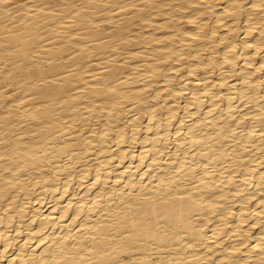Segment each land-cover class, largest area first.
<instances>
[{
  "label": "bare ground",
  "instance_id": "bare-ground-1",
  "mask_svg": "<svg viewBox=\"0 0 264 264\" xmlns=\"http://www.w3.org/2000/svg\"><path fill=\"white\" fill-rule=\"evenodd\" d=\"M0 264H264V0L0 2Z\"/></svg>",
  "mask_w": 264,
  "mask_h": 264
},
{
  "label": "snow or ice",
  "instance_id": "snow-or-ice-1",
  "mask_svg": "<svg viewBox=\"0 0 264 264\" xmlns=\"http://www.w3.org/2000/svg\"><path fill=\"white\" fill-rule=\"evenodd\" d=\"M0 2H3V0H0Z\"/></svg>",
  "mask_w": 264,
  "mask_h": 264
}]
</instances>
